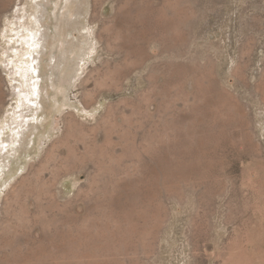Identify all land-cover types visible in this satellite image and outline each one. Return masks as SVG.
I'll return each instance as SVG.
<instances>
[{
  "label": "rangeland",
  "instance_id": "374dc122",
  "mask_svg": "<svg viewBox=\"0 0 264 264\" xmlns=\"http://www.w3.org/2000/svg\"><path fill=\"white\" fill-rule=\"evenodd\" d=\"M0 264H264V0H0Z\"/></svg>",
  "mask_w": 264,
  "mask_h": 264
},
{
  "label": "bare ground",
  "instance_id": "6f19581e",
  "mask_svg": "<svg viewBox=\"0 0 264 264\" xmlns=\"http://www.w3.org/2000/svg\"><path fill=\"white\" fill-rule=\"evenodd\" d=\"M25 30H27V28H25ZM68 33L70 34V33H71V30H69ZM31 38H32V39L27 38V39L24 40V42H25V43H24V45H25V46H24V49H25V50H26V48L31 47L32 44H34V45L37 44V43H32V42H34V40H33L34 37L32 36ZM31 68H32V67H31V64H28V65L26 66V68H25V69H26V71H25V73H26V79H28V80H27L28 82L31 81V78H33V77H32V75H33L32 73L34 72V71H33L34 68H33L32 70H31ZM30 70H31V72H32V73H31L32 75H29V74H28V72H29Z\"/></svg>",
  "mask_w": 264,
  "mask_h": 264
}]
</instances>
